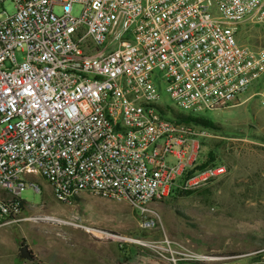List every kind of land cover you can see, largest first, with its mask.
Wrapping results in <instances>:
<instances>
[{"label": "built area", "instance_id": "1", "mask_svg": "<svg viewBox=\"0 0 264 264\" xmlns=\"http://www.w3.org/2000/svg\"><path fill=\"white\" fill-rule=\"evenodd\" d=\"M160 83L185 113L264 107V0H0V189L17 206L39 175L62 203L87 192L146 216L224 175L187 174L210 130L163 114Z\"/></svg>", "mask_w": 264, "mask_h": 264}, {"label": "rangeland", "instance_id": "2", "mask_svg": "<svg viewBox=\"0 0 264 264\" xmlns=\"http://www.w3.org/2000/svg\"><path fill=\"white\" fill-rule=\"evenodd\" d=\"M4 7L14 12L12 2ZM72 12L78 16L81 6ZM158 88L160 102L181 111L165 84ZM196 114L220 127L202 138L197 161L223 164L224 175L150 203L146 216L127 200L87 192L62 203L33 175L40 190L23 188L22 213L0 219V264H264V107L255 95ZM21 244L32 259L19 256Z\"/></svg>", "mask_w": 264, "mask_h": 264}, {"label": "trees", "instance_id": "3", "mask_svg": "<svg viewBox=\"0 0 264 264\" xmlns=\"http://www.w3.org/2000/svg\"><path fill=\"white\" fill-rule=\"evenodd\" d=\"M161 112L165 115H167L168 118L170 119H174L180 122H186L189 124H196V125H200L210 131H215V130H219L220 127L219 125L213 121L212 119L206 118L204 116H199L197 114H193V113H184L182 111H178L172 107H167V109H162L161 108ZM264 140V138H263ZM211 155V154H210ZM209 163H207V161H202V162H196V164L193 166L192 169L187 171V174H189V172L194 171L195 169H198L200 167H203L205 165H207ZM0 200L3 201L4 203H9L12 206H10L8 213L6 214V218L8 217H14L17 218L22 211L24 210V208L27 206V204L25 203V201L23 199H19L17 200V206L13 205V197L11 194H9L8 192L1 190L0 189Z\"/></svg>", "mask_w": 264, "mask_h": 264}, {"label": "water", "instance_id": "4", "mask_svg": "<svg viewBox=\"0 0 264 264\" xmlns=\"http://www.w3.org/2000/svg\"><path fill=\"white\" fill-rule=\"evenodd\" d=\"M19 256L21 258L32 259L33 255L26 244H21L19 247Z\"/></svg>", "mask_w": 264, "mask_h": 264}, {"label": "bare ground", "instance_id": "5", "mask_svg": "<svg viewBox=\"0 0 264 264\" xmlns=\"http://www.w3.org/2000/svg\"><path fill=\"white\" fill-rule=\"evenodd\" d=\"M90 231V230H89Z\"/></svg>", "mask_w": 264, "mask_h": 264}]
</instances>
